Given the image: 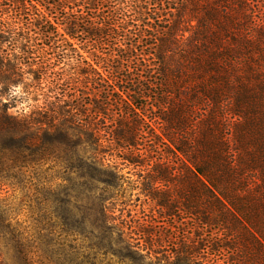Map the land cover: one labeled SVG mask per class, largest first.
<instances>
[{
    "label": "trees",
    "instance_id": "obj_1",
    "mask_svg": "<svg viewBox=\"0 0 264 264\" xmlns=\"http://www.w3.org/2000/svg\"><path fill=\"white\" fill-rule=\"evenodd\" d=\"M108 154L162 219L188 217L187 244L160 252L143 230L136 248L111 224ZM106 253L264 264V0H0V264Z\"/></svg>",
    "mask_w": 264,
    "mask_h": 264
},
{
    "label": "rangeland",
    "instance_id": "obj_2",
    "mask_svg": "<svg viewBox=\"0 0 264 264\" xmlns=\"http://www.w3.org/2000/svg\"><path fill=\"white\" fill-rule=\"evenodd\" d=\"M71 42L75 44L74 48L77 54L87 62H91V51L84 48L82 44L79 45L77 41ZM78 89L83 91V95L81 96L84 98V103L90 108L92 99L90 95H86L90 94V87L85 89V84H79ZM18 109H20L19 105L10 112L14 114ZM106 160L108 164H118L121 169L117 188L110 190L108 193L111 196V200L108 201L107 206L110 208L109 216L112 219L111 224L120 225L124 228L127 241L136 246V248H147L145 243L146 238L143 236V230H146L154 234L152 237L154 250L160 249V252L174 251L176 245L180 242L187 244L189 240L187 234L189 233L191 225L188 217L177 211L175 217L162 219L156 203L147 199L142 194L138 169L125 165L121 159L111 157L109 154L106 156ZM80 196H78L79 199L77 200L76 207L81 208L84 204L80 201ZM12 200L14 201L15 208L21 213L20 219L32 222L29 208L31 203H29L28 197L24 196V194L17 193L12 197ZM155 236L157 238L161 237L159 243L155 242ZM77 240L78 246L86 245L81 237H78ZM92 254L96 253L93 252ZM142 254H145V252ZM95 256L98 262L96 264H129L117 259L111 253H106V255L97 254Z\"/></svg>",
    "mask_w": 264,
    "mask_h": 264
}]
</instances>
